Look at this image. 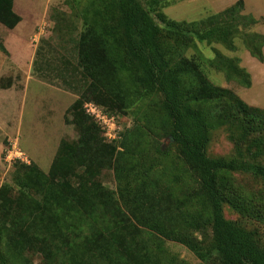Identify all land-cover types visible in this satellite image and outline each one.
<instances>
[{"label": "trees", "instance_id": "1", "mask_svg": "<svg viewBox=\"0 0 264 264\" xmlns=\"http://www.w3.org/2000/svg\"><path fill=\"white\" fill-rule=\"evenodd\" d=\"M70 1H85L74 51L87 84L70 106L79 137L61 142L49 172L15 160L12 182L0 187V264H185L167 253L168 239L205 261L264 264L260 230L225 215L229 206L264 222V190H248L235 177L264 182V108L204 69L249 87L239 58L217 48L207 57L199 47L236 50L241 37L262 61L264 34L250 30L257 19L244 13L245 1L191 21L169 17L164 0ZM21 20L14 0H0L2 24L14 29ZM61 23L55 20L54 33L63 35ZM90 100L119 115L150 100L136 144L124 128L108 142L85 111ZM221 127L233 152L212 156V132ZM105 168L115 170L118 190L97 179Z\"/></svg>", "mask_w": 264, "mask_h": 264}, {"label": "rangeland", "instance_id": "2", "mask_svg": "<svg viewBox=\"0 0 264 264\" xmlns=\"http://www.w3.org/2000/svg\"><path fill=\"white\" fill-rule=\"evenodd\" d=\"M68 1L15 0V11L22 17L19 32L16 27L9 29L0 22V187L12 182L17 167L15 161L5 159L14 143L16 149L20 147L27 154L31 163L49 172L61 142L79 137L78 129L70 121V106L87 84L76 68L74 51L81 26L80 8L85 1L79 4ZM141 1L147 5L146 0ZM234 1L164 0L162 9L173 19L191 21ZM246 3L244 13L257 19L250 30L264 34V0H246ZM59 17L63 35L54 33L55 20ZM41 26H46L48 31L37 40L35 37ZM235 40L236 50L221 43H203L199 47L207 57L215 56L217 48L226 56L239 58V65L250 73L251 86L228 80L223 72L207 64L204 69L214 83L234 90L248 104L264 108V59L261 61L253 56L241 37ZM195 51L190 49L188 53ZM151 112V101L145 100L134 104L127 114L120 113L119 122L124 131L133 130V145L138 141V126L147 121L144 116ZM159 138L166 147L173 146L168 137L160 135ZM172 150L169 151L171 156ZM208 152L212 156L232 154L233 144L223 127L213 130ZM235 177L248 190H264V182L251 174L235 173ZM97 179L106 187L119 189L120 181L113 168L102 169ZM225 215L249 228H258L264 237V222L243 216L229 206L225 207ZM165 246L167 253L184 260L185 264H218L214 260L200 259L183 243L168 239ZM33 257L36 263L40 262L39 255Z\"/></svg>", "mask_w": 264, "mask_h": 264}, {"label": "built area", "instance_id": "3", "mask_svg": "<svg viewBox=\"0 0 264 264\" xmlns=\"http://www.w3.org/2000/svg\"><path fill=\"white\" fill-rule=\"evenodd\" d=\"M47 31L46 26H41L38 31L40 36L37 34L35 38L39 40L42 35L47 33ZM84 108L86 113L101 127L103 135L108 142H112L113 140L120 138V133L123 128L119 122V114L110 113L104 106L92 100L86 101ZM5 159L9 162H13L16 159H20L26 163L31 162L30 158L20 147L16 149V143H14V145L7 150Z\"/></svg>", "mask_w": 264, "mask_h": 264}, {"label": "crops", "instance_id": "4", "mask_svg": "<svg viewBox=\"0 0 264 264\" xmlns=\"http://www.w3.org/2000/svg\"><path fill=\"white\" fill-rule=\"evenodd\" d=\"M203 1H205V0H203ZM236 1H237V0H235L233 3H235ZM244 1H245V6H246V5H247L246 0H244ZM233 3H232V4H233ZM230 5H231V4H230ZM228 6H229V5H228ZM228 6H227V7H228ZM225 8H226V7H225ZM14 9H15V0H14ZM223 9H224V8H223ZM220 10H222V9H220ZM220 10H218V11H220ZM216 12H217V11H216ZM20 22H21V21H20ZM19 24H20V23H19ZM17 26H18V27H17ZM17 26H16L15 30H17V32H19V29H18V28H19V25H17Z\"/></svg>", "mask_w": 264, "mask_h": 264}]
</instances>
